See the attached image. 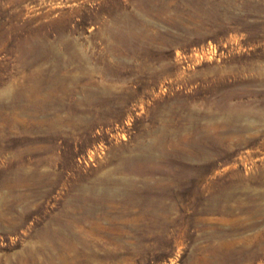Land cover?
<instances>
[{"label":"rangeland","instance_id":"374dc122","mask_svg":"<svg viewBox=\"0 0 264 264\" xmlns=\"http://www.w3.org/2000/svg\"><path fill=\"white\" fill-rule=\"evenodd\" d=\"M0 264H264V0H0Z\"/></svg>","mask_w":264,"mask_h":264}]
</instances>
